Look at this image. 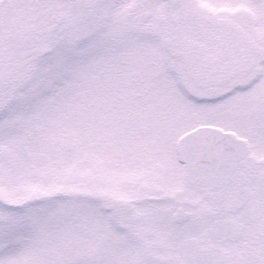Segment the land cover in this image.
Masks as SVG:
<instances>
[{"label":"snow or ice","instance_id":"1","mask_svg":"<svg viewBox=\"0 0 264 264\" xmlns=\"http://www.w3.org/2000/svg\"><path fill=\"white\" fill-rule=\"evenodd\" d=\"M0 264H264V0H0Z\"/></svg>","mask_w":264,"mask_h":264}]
</instances>
